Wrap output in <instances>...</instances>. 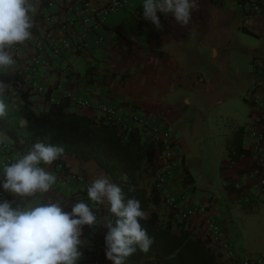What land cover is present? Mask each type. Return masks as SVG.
<instances>
[{
  "label": "crops",
  "instance_id": "obj_1",
  "mask_svg": "<svg viewBox=\"0 0 264 264\" xmlns=\"http://www.w3.org/2000/svg\"><path fill=\"white\" fill-rule=\"evenodd\" d=\"M47 1L51 3L49 11L61 24L65 19L63 6L69 0H39L38 6ZM248 1L198 0L199 10L192 12V20L185 27L171 14L157 12L159 30L143 17V0L134 1L108 16L103 27L88 36V48L77 43L62 49L49 68L31 77L42 84L44 92L29 85L30 75L16 69L20 60L10 68L20 74L16 85L29 89L36 112L46 108L47 95L49 101H67L73 110L82 108L74 102L78 98L116 107L126 118L141 116L168 128L176 140L173 168L158 201H149L146 214L154 211L158 221L169 223L175 232L181 226H190L217 252L205 226L207 216L215 218L239 261L258 256V252L248 253L239 242L231 228L232 213L239 204L246 207L264 199V185L260 182V175L264 177V114L260 113L264 104V66L259 65L264 56L257 59L264 40H250L252 36L264 37V7L252 11ZM47 28L38 22L34 32L40 35ZM47 30L58 38L66 33L56 26ZM75 32L80 33L79 28ZM95 35L101 40L95 42ZM3 83L7 87L0 99L7 109H16L20 103L18 91L9 82ZM24 125L21 122L19 126ZM237 128H242V147L250 155L230 160L229 141ZM0 134L7 137L4 142L12 143L11 137L3 131ZM157 154L161 164L163 151L158 149ZM63 160L64 167L55 162L50 166L41 164L57 177L52 191L41 197L42 202L50 197L62 198L66 212L76 201L99 208L97 233L105 237L108 229L104 223L110 220L105 214L108 206L93 204L87 197V187L96 176L107 174L106 170L73 154H64ZM151 182L152 175L143 177L147 191ZM163 193L178 199L182 207L199 205L205 211L181 221L161 201ZM39 197L40 194L32 197V202ZM5 199L15 201L13 207L21 203L0 188V200ZM89 236V226L84 225L80 237L84 242L82 256L77 264H94L95 258L103 259V255L112 264L105 256L106 249L92 252ZM218 260L229 264L223 253ZM125 264L145 261L127 259Z\"/></svg>",
  "mask_w": 264,
  "mask_h": 264
},
{
  "label": "clouds",
  "instance_id": "obj_2",
  "mask_svg": "<svg viewBox=\"0 0 264 264\" xmlns=\"http://www.w3.org/2000/svg\"><path fill=\"white\" fill-rule=\"evenodd\" d=\"M39 0H0V70L13 68L16 61L10 49L31 38L33 17ZM143 17L161 28L157 12L171 14L181 26L189 25L192 12L199 10L198 0H143ZM0 81V97L6 91ZM7 115V106L0 99V118ZM7 137L0 134V143ZM65 154L62 146L35 142L30 150L14 162L6 163L0 174V188L18 197L21 203L0 200V264H77L82 256L80 248L82 228L94 226L97 217L92 208L82 201L71 204L64 211L62 198L42 202L41 197L52 191L57 181L55 174L43 165H52ZM127 181V174L121 175ZM129 191H134L133 187ZM40 194L37 202L31 198ZM87 197L93 204L107 205L116 219L104 223L108 229L104 239L105 256L112 264H125L137 250L147 253L154 238L140 221L148 216L136 198L125 196L122 188L111 182L107 174L96 176L87 187Z\"/></svg>",
  "mask_w": 264,
  "mask_h": 264
},
{
  "label": "trees",
  "instance_id": "obj_3",
  "mask_svg": "<svg viewBox=\"0 0 264 264\" xmlns=\"http://www.w3.org/2000/svg\"><path fill=\"white\" fill-rule=\"evenodd\" d=\"M38 18V14H35L33 32ZM19 75L11 69L0 73V81L9 82L20 96L17 108L7 109V115L0 118V131L12 138L11 149L16 152L17 158L26 154L37 141L62 146L65 154H73L105 169L111 182L122 188L125 200L138 199L145 212L149 201H158L160 190L151 182L150 190L147 191L143 177L144 174L152 175L159 168L157 150L162 149L160 144L148 139L142 141L143 136L138 128L123 127L115 119L97 114L92 107L69 109L67 101H49L48 95L46 108L36 112L32 108L29 89L24 90L16 85L20 80ZM21 122L25 123L23 127L19 126ZM241 132L242 128H237L229 141L232 147V152H228L230 160L250 155L242 147ZM171 143H176L175 138ZM54 162L64 167L63 156ZM125 173L127 181L120 178ZM130 187L134 191H129ZM105 214L114 223L116 218L108 212V208ZM147 216L148 219L140 223L147 229L148 235L154 238V243L147 253L137 250L128 260H144L145 264H226L218 260L220 253L207 246L190 226H181L175 232L169 223L161 224L154 211ZM100 238L106 248L102 234Z\"/></svg>",
  "mask_w": 264,
  "mask_h": 264
},
{
  "label": "built area",
  "instance_id": "obj_4",
  "mask_svg": "<svg viewBox=\"0 0 264 264\" xmlns=\"http://www.w3.org/2000/svg\"><path fill=\"white\" fill-rule=\"evenodd\" d=\"M134 1L137 0H69L63 6L65 19L61 24L56 21L54 15L49 11L51 3L47 1V3L41 4L38 6L36 14H38L39 18L35 24L37 25L39 22V24L47 25L48 28L50 27L52 29H54V26L60 27V29L65 30V36L60 38L55 37L51 30H47L48 28L40 35L31 30L32 35L30 39L22 44L13 45L10 49L16 63L18 60L22 62L16 69L30 75V79H28L29 85L34 87L37 91L44 92L42 84H38L34 80H31V77L37 75L43 68H49L53 60L60 55L62 49L71 48L77 43L78 45L80 43L82 47L88 48V36L92 33H96V31L102 28L108 16L121 11ZM248 7L252 11H261L264 7V0H249ZM76 28H79L80 33L75 32ZM99 40H101V38L95 35V42ZM259 65L264 66V60L261 61ZM74 102L80 107H92L97 110L99 114L115 119L123 127H136L139 129L142 136L148 140L154 141L157 145H161L164 161L160 164L159 168L156 169L153 176L154 185L161 192L166 178L173 168V159L175 157V154L172 153L174 144L171 143L174 137L170 130L145 117L132 115L131 118H126L116 107L104 103L91 104L88 100L78 98H75ZM261 109L260 113L263 115L264 104H262ZM16 159L17 154L12 151L11 144L6 142L0 143V170L3 171V166L6 163L14 162ZM57 165L61 167V164ZM260 182L264 184L263 176ZM161 201L166 208L181 221L191 215L205 211V207L199 205L182 207L180 206L179 200L168 193L162 194ZM92 210L97 217V224L89 226V240L92 245L91 250L92 252H96V250L104 251L106 248L103 246L100 235L97 233L99 208H94ZM205 226L208 230L210 242L217 248V252L220 254L223 253V255L228 258L229 264H264V254L248 257L243 261H239L232 248V242L223 234L222 228L215 218L207 216L205 219ZM102 258L103 259H101L100 256L99 258H95L94 264H109L105 260L104 255Z\"/></svg>",
  "mask_w": 264,
  "mask_h": 264
},
{
  "label": "rangeland",
  "instance_id": "obj_5",
  "mask_svg": "<svg viewBox=\"0 0 264 264\" xmlns=\"http://www.w3.org/2000/svg\"><path fill=\"white\" fill-rule=\"evenodd\" d=\"M250 40H264V37L252 36ZM257 53L258 59L264 56V49L258 48ZM144 176L148 178L151 175L144 174ZM153 176L154 173L152 179ZM232 214L234 221L231 228L234 229L239 242L247 248L248 253L251 251L258 252L257 255L264 254V199L246 207H241L239 204Z\"/></svg>",
  "mask_w": 264,
  "mask_h": 264
}]
</instances>
